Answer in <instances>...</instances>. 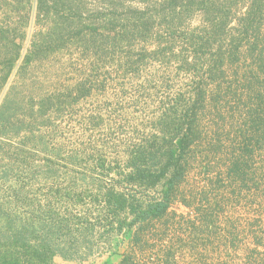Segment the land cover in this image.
Masks as SVG:
<instances>
[{"label":"rangeland","instance_id":"1","mask_svg":"<svg viewBox=\"0 0 264 264\" xmlns=\"http://www.w3.org/2000/svg\"><path fill=\"white\" fill-rule=\"evenodd\" d=\"M164 2L125 6L150 17ZM35 6L0 89V264L255 256L251 234L264 228V127H251L257 104L241 83L250 75L244 57L212 81L214 50L190 44L203 20L191 8L103 59L69 49L24 65L41 31ZM6 15L17 22L0 7V23ZM200 89L206 102L196 98ZM141 149L150 173L132 183L129 160ZM169 180L167 211L142 220L138 205L163 200ZM228 228L231 251L223 242Z\"/></svg>","mask_w":264,"mask_h":264},{"label":"trees","instance_id":"2","mask_svg":"<svg viewBox=\"0 0 264 264\" xmlns=\"http://www.w3.org/2000/svg\"><path fill=\"white\" fill-rule=\"evenodd\" d=\"M127 1L135 0H35V22L41 31L29 45L24 65L69 49L78 50L82 55H90L95 60L103 59L108 51H114L128 38L134 35L147 36L155 23L160 27L168 25L167 16L171 15L174 22L176 13L195 8L202 15V27L199 28V35L193 33L189 40L196 50H214L215 59L208 65L209 78L214 81L215 75L223 77L224 67L227 64L232 66L242 55V61L249 63L250 75L241 83L250 100L253 98L252 101L257 104L249 112L251 127L263 129L264 0H166L155 8L150 17H141L137 11L126 7ZM31 3L32 0L0 1V7L7 14H17L18 17L17 22L12 24L10 16L6 15L0 23V89L7 83L20 58L22 45L19 41L25 38V34L20 31L23 21L25 23L28 19L25 15L33 11ZM88 3L93 4L94 9H88ZM229 94L237 96L234 92ZM207 97L210 98L202 89L196 94L197 100L201 102H206ZM218 97L214 93L210 101L217 104L221 100ZM176 136L177 133L171 134L168 143L172 145ZM156 158L158 159V155L149 156L151 160ZM146 159V151L141 149L129 160L130 182L147 178L150 170L144 168ZM159 169L158 172L164 176V168ZM169 183L172 188L173 182L169 180L165 184L163 200L146 207L138 205L139 210L136 211L140 213L142 220L160 217L167 211L171 191L167 189Z\"/></svg>","mask_w":264,"mask_h":264},{"label":"crops","instance_id":"3","mask_svg":"<svg viewBox=\"0 0 264 264\" xmlns=\"http://www.w3.org/2000/svg\"><path fill=\"white\" fill-rule=\"evenodd\" d=\"M231 227V226H230ZM257 231V227L255 228ZM254 247L256 249V255L251 256L247 253L239 254L238 256H232L231 254H224L222 256H210L206 258H200L193 256L190 264H264V228L262 231L251 234ZM210 239V237H209ZM232 234L231 228L228 231H224L223 242L224 247L231 251ZM261 253V254H260ZM156 264H183V258L171 256H160L155 262Z\"/></svg>","mask_w":264,"mask_h":264}]
</instances>
